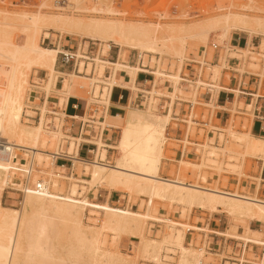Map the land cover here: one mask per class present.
Returning <instances> with one entry per match:
<instances>
[{
	"label": "rangeland",
	"instance_id": "obj_1",
	"mask_svg": "<svg viewBox=\"0 0 264 264\" xmlns=\"http://www.w3.org/2000/svg\"><path fill=\"white\" fill-rule=\"evenodd\" d=\"M61 1H65L69 5H74L77 9V12L58 11L56 7ZM93 7L95 9H93ZM100 8L101 10L105 9L106 11L107 9L111 8L112 11L114 10L115 13L110 14L105 10V13L95 11L96 9L100 10ZM103 10L102 12H104ZM0 11H4L6 13L11 14L20 12L34 13L40 11L43 14H59L84 19L115 18L124 22L152 24L156 30L157 36H159L160 38H167V36L169 37L171 35L172 37L175 36V39L182 36L187 37L185 39L184 46L182 47L183 49L181 48L180 50V54H175L170 47L163 46L160 47V52L152 53L146 52L144 50L140 51L138 49H133L127 47L126 45L124 46L116 44L112 41H104L95 38L92 39L90 37L85 36L84 34L70 33L52 28L47 30L49 36L55 37V34L57 36L60 34L62 37V41L64 40L65 43L68 41L67 46H69L71 50H75L76 43L84 44L83 50H88V52L89 47L96 48L97 44H100V48L102 49V56H99V59H105V56H107V50L109 46H111L113 50L112 53H119L120 59H126L127 57L134 58L133 65L137 64L138 62V66H141V63L143 64V66H145V68L142 67L143 69L150 68V71L154 72L155 78L154 88H152L150 92L151 96L164 94L172 98L175 95L183 96L185 98L189 97L190 88L187 87V85L184 83L177 85V76L179 75V72L183 70L184 58L189 56H196L199 50L203 47H208V44L210 42H215L221 46L228 47L225 44L224 40L229 37V34L232 31H245L250 36H256L257 41H260L261 43L259 49H264V33L260 31H249L248 29L231 27L223 36L222 30L218 28L215 32L211 33L210 36L204 41L201 40L198 36L189 37V35H191V32H185L188 30L179 31L180 33L177 30L181 26L183 29H186L190 26L198 25L201 23L203 24L204 22L206 24L210 21V18L218 17L228 13L242 15L248 17L249 19H264V0H25L24 4H22L21 0H0ZM173 28L176 29V31L172 30ZM43 31L38 37V43L43 47L56 48V44L52 45V39H46L44 42H42V38L44 36ZM13 35L17 40L19 39L18 41L22 42L23 38L22 36L18 37L20 36L18 32L16 33L14 31ZM173 43L174 47H178L179 43L177 40H174ZM90 53L92 55L91 57L95 56V51L93 54L91 51ZM261 54V52L259 53L257 51H252L246 47L244 48V50H238V53H232L231 55H235L240 58V64L238 66L240 72L248 71L260 73L262 75L263 65L261 60L263 59V57ZM138 56H140L141 58H139ZM210 56L211 50L208 57L210 58ZM55 64L58 65L59 62L56 61ZM105 66H107V64H101L99 62H96V71L94 76L88 74L91 64H88L87 70L85 71V75L84 73L77 74L75 72V74L78 76L84 75L86 77H91L92 81L89 79L79 78L78 76H75L73 72L65 74L64 78L62 79L61 92L65 96H68L75 92L78 96L84 97L85 100H87L91 104V107H94L93 102H95V100L97 99L93 98V96L91 95V91L94 90L93 94L94 96H97L100 93L101 88L105 86L101 84L104 81L105 74L103 69H105ZM223 66L224 65L221 60L218 66H214L212 68V71L215 76L219 78L223 76L225 82H228V77L231 74L227 71H222ZM135 67L137 68L136 65ZM54 68L57 71L56 67ZM119 68V66L116 67L115 65V70ZM128 73L131 79L133 80L136 71L134 72L132 70H129ZM170 75L176 76L177 79L176 77L175 79H172ZM57 76L58 71L52 73V80L49 81V71L47 69L33 67L32 69L27 70V94L24 101L23 112L20 116V122L22 126H34L38 123V116L39 118L41 117V111L44 108V113L42 116L43 129L45 131H43L46 132V135L51 133H58V142L56 141V148L58 147L57 150L59 152H66V146L69 143L68 147L72 145L70 147V149H72L69 152L71 153L73 151V148L75 147V144L72 143L78 142L80 140L70 138L68 136L67 131H65V126L61 127L62 122L56 124V129H46V127H44V123L48 115L45 113L50 110L49 106L52 103H48L46 100L42 104L41 99H33L30 95L31 90H33L34 88L35 90H42L43 92H45L46 96L55 91L53 87H55L56 85ZM165 80L170 81L171 87H169V92L171 91V93H168L166 88H164L163 86ZM107 82H110V85L120 84L116 80H109ZM262 83L264 84V80L262 81ZM96 85L98 86L96 87ZM132 88L134 89L135 87L132 86ZM102 89V96H104L105 89ZM260 93L264 94V89H262ZM62 102L63 99H60V107ZM155 102H159L158 97H156ZM236 105L239 106L238 110L237 107H235ZM35 107H37V111L35 110ZM252 107V105L246 106L243 101H240L238 102V104L236 103L233 105L230 119L227 121V124L220 129L221 133L219 134V148H210L208 150L207 157H204L201 162L198 163L190 159H184L186 162H188L185 163V165L181 164L180 162H178V160H176L175 149L178 146L177 143L174 141V138L172 137L174 136L173 132L169 130L168 122H166L167 125H165L163 154L159 166V175L165 178L178 177L179 180L184 181L186 183L190 182L192 184H199L200 186L217 188L223 191L237 193L264 200V180L259 182L260 178L258 176L260 161L264 160V155L261 152H256L254 153L255 155H250V152L245 153L248 151H244L242 149L244 147L243 142H240V140H238L239 136H244V134L260 137L253 135L249 132V126L254 118ZM136 109L141 112L144 111L143 113H146L149 110L159 115H165L162 110L156 109L155 105H149L144 107L132 106V108L128 109L127 113H129L131 110ZM240 111H243L244 113H241ZM92 114L94 115V113ZM100 115V113L95 115V118L97 119L96 124H99L101 120H103L100 118ZM106 125L114 126V128L108 130V132H112V138L110 140H102V142L106 144V146L103 147L106 150V153L103 158L98 153L102 147H99L97 144V150L99 151L96 150L94 152V159L98 161V158L100 157V159L103 160L102 163H106L107 165H114L115 160L119 155L118 151L114 148V146L117 144L120 129L115 127L117 125L115 120L113 119H105V121L101 122L100 126L104 127ZM260 138L264 139V137ZM238 145L240 147H238ZM45 146H47L46 148L52 147L51 144H46ZM15 153L17 159H19V162L21 161V163H26L30 159L29 154H25L24 151L16 150ZM210 155H213V158L209 157ZM53 161L54 160L50 156L47 159H43L42 157L40 158V160H38L37 157L35 158L33 166L34 170L31 174L32 185L34 181V183L38 181L42 183H47V185L49 184V190L51 192H59L63 195H67L70 191L71 186L75 184V188L78 191L77 197L79 198H86L88 201L91 202L106 203L116 208L139 213H143L144 211L149 209L148 212L153 217L160 219H169L173 222H178L183 225H186L185 227L173 228L172 225L168 222L157 223L154 222V220L147 219L143 222L142 229L137 230L135 228L133 230L134 232L131 231L132 234L129 231L114 234L110 230L102 229L100 231V240L102 243L101 248L106 251L114 252L116 255H118V257L126 259L123 264H158L159 258L163 252H173L176 254L173 258H169L170 262L168 264H179L182 255L180 248L181 245H183L184 248H186L188 251L194 250L193 252H196L195 254L197 255V258L199 255V257H201L205 264H218V260L220 263V256L216 259V257H213L210 254L203 255V253H201L202 251L200 252L197 250V248L191 245H187L188 239L186 237V228L189 226L198 227L200 223L205 222L203 218H206L208 216H222L224 220V223L222 225L223 227H225L223 229V232L228 237L233 236V238H253L264 241V222L251 220L248 216L245 215H231L226 212L224 213L221 209L216 210L210 209L207 206L199 207L197 205L181 204L170 199L163 200L158 197H149L146 193H141L137 191L130 192L122 187H111L105 182H95L91 179V171L90 173L88 171L91 167L89 165L90 162L87 163L88 165L86 164V162H74L75 165L67 173L64 169L56 167L55 164H53ZM56 174H60L61 176H57ZM215 175L217 176V180H215ZM249 176H257L258 178L254 179L250 178ZM235 179L238 180V185L233 184V180ZM244 179H248L249 183L255 182V184L257 185L256 189L258 190L256 194L249 193L247 192L246 188L240 186ZM20 181V174H16L11 180V183L6 185L2 190L0 202L3 207L15 209H19L21 207L23 193L21 187L15 185L17 182L20 183ZM97 187L98 189L102 188V190H118L121 194L120 202L108 203L103 202L104 200L102 201V199L97 200ZM92 190L95 195L93 199L91 198L92 196L90 194ZM28 211L30 212V209H28ZM47 214L48 213H46L45 217H41V215L36 214L34 217L31 218L32 220H30L29 223L30 226H28L34 227V225H36L38 222H44L47 220L46 223H44L48 224L46 225L48 226V228L45 229V234L41 238L42 244H44L45 241L47 244H53L54 247L52 249L50 248L49 250L51 251L53 256L62 255L63 257H68L66 255L68 253V250H72L71 252L74 256L77 255L80 249L78 247V244H76L75 237L70 233V229L64 227V225L61 224L60 220L54 217L52 218V214ZM102 217L103 212H100L97 216H93L90 215L86 209V211H84V214H82V223L84 226L87 225L88 227L86 228H90L91 231V228L93 229L94 227V229H96V227L100 226L101 222L99 219ZM43 218L45 220H43ZM95 218L97 220H94ZM249 226L251 228H249ZM177 229H179V231H177ZM252 229L260 231L261 234L254 233ZM172 231L177 232L170 235L169 233H172ZM58 233L60 237H58ZM175 235H179L182 237L180 239V243H177V241H175ZM193 236L196 238L194 240V243L196 245L199 244L200 236L197 234H192V237ZM147 240H155L157 241V244H159V250H156V253L149 251L152 252V255L153 253L154 255L157 254L156 260L150 258L152 257V255L148 254V251L145 253L142 250L144 242ZM235 242L236 241L233 240L228 243L234 245ZM46 243L44 245H46ZM59 245L61 247H59ZM71 246H73L74 248ZM68 247H71V249H69ZM248 247V257L254 260L256 263L263 264L262 256L264 250L262 246L255 245L253 243H248ZM27 249L28 247L25 244L23 246V251H27ZM27 254L32 255L31 251H28ZM189 255L188 257H190ZM69 259L74 260L75 258H68L67 260ZM75 260L78 262L81 260V263L86 262L85 257L84 259L82 257V259ZM53 261L54 259L50 257H41V255L38 256L36 254L33 258H31L30 262L32 264H71L69 261H65V263H53ZM225 264L230 263L225 262Z\"/></svg>",
	"mask_w": 264,
	"mask_h": 264
},
{
	"label": "bare ground",
	"instance_id": "obj_2",
	"mask_svg": "<svg viewBox=\"0 0 264 264\" xmlns=\"http://www.w3.org/2000/svg\"><path fill=\"white\" fill-rule=\"evenodd\" d=\"M93 9L95 8L93 7ZM97 9L95 11L101 13H105L106 11L102 9L104 11L102 12L101 8L100 10ZM106 12L110 14L115 13L111 8L107 9ZM231 27L264 33V19H249L242 15L228 13L210 18V21L206 24L204 22L203 24L190 26L186 29H183L181 26L177 27V30L178 32L188 30L185 32H191L189 37L198 36L201 40L205 41L218 28L222 30V35L224 36ZM51 28L70 33L84 34L92 39L112 41L116 44L152 53L160 52V47L163 46L170 47L175 54H180V50L184 46L187 37L180 35L182 37L175 39V36L172 37L171 35L167 36V38H160L157 36L152 24L124 22L115 18L84 19L59 14H43L40 11L14 14L0 11V141L4 143V149L0 151V196L4 187L11 183L16 174H20L21 181L15 185L21 187L23 193V200L19 209L3 207L0 202V264H32L30 262L31 258L36 254L38 256L41 255V257L54 259L53 263H65V261L70 260H67L68 258L79 260L85 257L86 262L84 263H81V260L78 262L75 259L69 262L71 264H123L126 259L118 257L114 252L101 248L100 231L102 229L110 230L115 234L125 231L131 232L135 228L141 230L143 222L147 219L168 222L173 228L176 225L175 222L169 219L153 217L149 214V209L143 213H139L116 208L110 204L96 203L88 201L86 198H79L77 197L78 191L75 188V184L71 186L67 195L59 192L53 193L49 190V184L47 185V183L39 181L36 183L34 181L33 184L40 183L41 189H30L26 186V183L32 182L31 174L34 170L33 166L36 157L40 160L42 157L43 159H47L50 156L54 160L53 164H55V158L59 154L58 147L56 148L59 134L51 133L46 135L43 129L42 115L44 108L41 111L38 123L34 126H22L20 122L27 94V70L33 67L45 68L49 71V81L52 80V73L57 72L54 65L58 49L43 47L38 43L40 33L45 30L43 31V35L48 36L47 30ZM174 28L172 30L176 31ZM14 31L19 33L20 36L18 37L22 36V42L14 37ZM174 40L178 41V47H174ZM138 57L141 58L140 56ZM94 60L101 64L106 63V61L99 58H94ZM115 65L116 67H122L119 63ZM81 66L82 63H80V68ZM126 69L136 71L137 73L140 70V66L134 64V66H127ZM73 73L75 74V72ZM75 76L78 75L75 74ZM170 76L172 79L176 77ZM78 77L92 79L84 75H79ZM143 112L136 109L131 110L129 113L126 112L125 117L117 115L116 118H109V120H115L117 125L115 127L120 129L117 144L114 146L119 155L114 165L102 163L103 160L100 157L98 161L96 159L86 161L75 157L74 162H86V164L90 162L89 165L91 167L88 171L89 173L91 171V179L95 182H105L111 187H122L130 192L146 193L149 197H158L163 200L170 199L181 204L197 205L199 207L207 206L210 209L216 210L221 209L224 213L245 215L251 220L264 222V200L217 188L200 186L199 184L186 183L179 180L178 177L165 178L160 176L159 166L163 154L165 125H167L166 122H168L167 119L169 117L168 115H159L149 110L146 113ZM238 140L243 142L244 147L242 149L248 151L245 153L250 152V155H252L256 152H261L264 155L263 138L244 134V136L240 135ZM46 144H51L52 147L46 148ZM97 144L99 147H102L100 151H97H99L98 153L103 158L106 153L103 147L106 144L101 141H98ZM70 147H68L67 152H70L72 149ZM238 147L240 146L238 145ZM16 150L24 151L27 155L29 154L30 159L26 163L19 162V159L16 157ZM178 162L181 164L188 163L185 160H178ZM28 209H30V212ZM86 209L93 216H97L100 212H103V217L99 219L101 222L100 226H95L96 229L94 227L93 229L91 228V231L90 228H88L89 230L86 228L88 227L87 225L84 226L82 223V214H84ZM46 213H48L47 215L52 214V218L60 220L64 227L70 229L68 230L75 237L76 244H78L80 249L77 255L74 256L71 252L72 250H68L66 254L68 257H63L62 255L53 256L51 251H49L50 248L54 247L53 244H47L46 241V245H44L45 243L42 244L41 238L45 234V229L48 228L46 226L48 224H45L47 220L44 221L45 223L38 222L34 227H29L32 217L36 214L45 217ZM43 220L45 219L43 218ZM94 220L97 219L95 218ZM179 226L185 227L186 225L179 223ZM197 228L195 227V229ZM177 231H172L169 234L172 235ZM253 232L261 234L258 230H253ZM218 234L226 236L222 232ZM58 237H60L59 233ZM174 237L175 241L180 243L182 237L179 235H175ZM230 238H233V236ZM234 239H241L240 241L246 244L253 243L260 245L264 250V241L240 237H235ZM25 244L28 247L27 251H23ZM59 247L61 246L59 245ZM71 247L68 248L71 249ZM158 248L159 244H157V241L147 240L144 242L142 250L145 253L148 251V254L152 255L151 253H156V250H159ZM180 248L182 255L179 264L200 263L201 257L198 255L197 258L196 252H193L194 250L188 251L183 245ZM28 251H31L32 255H28ZM154 253L150 258L156 260L157 254L154 255ZM262 260L264 264V253Z\"/></svg>",
	"mask_w": 264,
	"mask_h": 264
},
{
	"label": "built area",
	"instance_id": "obj_3",
	"mask_svg": "<svg viewBox=\"0 0 264 264\" xmlns=\"http://www.w3.org/2000/svg\"><path fill=\"white\" fill-rule=\"evenodd\" d=\"M21 1L22 4L25 3V0ZM56 9L58 11L77 12V9L74 5H69L65 1L59 2ZM46 39H52V45L56 44V48L58 49L56 61L59 62V64H70L72 72H76L77 74L84 73V75L86 74L85 71L88 64H91L88 74L94 76L96 71V62L94 58H99V56H102L100 44H97L95 48V56L91 57L92 55L88 52V50H83L84 44L76 43L75 50H71L69 46H67L68 41L66 43L64 40L62 41L60 34L58 36L55 34V37L49 35L43 36L42 42H44ZM260 44L261 43L255 46L248 45L246 47L252 51L262 53V75L260 73L248 71L240 72L238 68L240 64V58L235 55H231L232 53H238V51H233V49L221 46L215 42H210L208 47L201 48L196 56L184 58L183 70H181L178 75V84L184 83L190 88V96L186 98L178 95H175L172 98L164 94L151 96L150 92L151 89L154 88L155 82L154 72L149 73L147 71L148 68L143 69L145 66H143L142 63L140 64V70L137 72L151 75L152 78L149 81H144V83L147 82V87L140 86V88H134V91L138 93V97L135 101L136 107L155 105L156 109H160L165 113V115H168V127L169 130L173 132L174 136L172 137L177 143L178 147L175 149V155L177 152L179 160L190 159L198 163L201 162L204 157H207V153L210 148H219V134L221 133V128H219L216 122L215 112L213 110L214 108L211 103L213 95H217L219 92H228V90H231L232 93H237L238 95L242 96H249L250 100L248 105H252L251 99L253 97H256V99L254 98V103H256L258 96H254V94L249 92L250 89L248 88V84L250 83V80H252V82H254L256 85H259V83L264 80V49H259ZM210 50L211 56L209 58L208 55ZM215 55L216 59L214 60ZM221 60L224 65L222 67V71H227L231 74L228 77V82H222L223 76L219 78L215 76L212 71V68L214 66H218ZM80 63H82L81 68ZM109 80H111L110 73L104 77V81L101 83L102 85H105L102 87L105 89L104 96H102V88L97 96H94V90L91 91L93 98L97 99L95 102H93L94 107H91V104L85 100V108H87L89 114L81 121V123L86 127L94 122L93 120L95 118L92 113L97 111V107H101L102 109L109 100L111 90L113 88V85H110L109 82H107ZM230 80H233L234 89L228 88ZM163 84H166L167 87H171L169 80H165ZM168 93H171V91ZM30 95L34 99V95H36L35 91L31 90ZM156 97L159 99V102L157 103L155 102ZM40 99L42 100L43 104L47 100V96L43 95L40 97ZM51 103L52 104L49 106L50 110L45 113L48 115V117L44 123V127L47 129H56V124L61 122V127L65 126V120L67 117L65 111L59 106L58 101ZM35 110H38L37 107H35ZM39 119L40 118L38 116V121ZM79 142L80 141H78L77 144H79ZM3 149L4 143L0 141V151ZM65 155H67V153L59 152L55 160L57 158L65 157ZM209 157L213 158V155H210ZM263 165L264 160H261L258 171V176L260 178L259 182L263 181ZM56 175L61 176L60 174ZM250 178L256 179L258 177L256 176ZM215 180H217L216 175ZM233 182L236 185L239 184L237 179L233 180ZM26 186H28L30 189H41L40 183L32 185L30 182H28L26 183ZM154 222L159 223V221L156 220H154ZM175 224L176 225H174V227H180L178 222H175ZM207 225L208 224L203 225L200 223L201 227L198 226L197 229H195L193 226L187 227V245H191L197 248L198 251H202L203 255L210 254L213 257H216V259L220 256V263L218 260V264H225V262H229L230 264H259L248 257V244L243 243L238 239L222 235H220L219 240V234L210 231L209 229L206 231ZM192 234H197L200 236L199 244L196 245L194 243L196 238L194 236L192 237ZM233 240L236 241L234 245L228 243ZM175 255L176 254L173 252H163L159 258L158 264H168L170 262L169 258H173ZM199 264L205 263L201 259Z\"/></svg>",
	"mask_w": 264,
	"mask_h": 264
},
{
	"label": "crops",
	"instance_id": "obj_4",
	"mask_svg": "<svg viewBox=\"0 0 264 264\" xmlns=\"http://www.w3.org/2000/svg\"><path fill=\"white\" fill-rule=\"evenodd\" d=\"M224 41L229 48L233 49V51L242 50L248 45L255 46L260 43V41H257L256 36H250L245 31H232L230 32L229 37ZM90 51L93 54L95 48L89 47V53ZM112 51V47L110 46L107 50V56H105V59H103L104 61H106L105 64H107L104 69V77L110 73V79L116 80L120 84L113 85L108 100L109 103L107 102L102 109L101 107H97V111L94 112V118L96 117V114H101L100 118L103 119L101 120V122L104 121L105 118L108 120L109 118H116L117 115L119 117H125L128 109L132 108V106H136L135 101L138 97V93L134 91L132 86H134L135 88H140V86L147 87V82L144 83V81H149L152 78L151 75L137 72L134 79L132 80L126 67L134 66V58L127 57L126 59H120L119 53H112ZM215 59L216 55L214 57V60ZM116 63H120L122 67L116 69V71L114 72V65ZM54 67H56L58 71V76L56 80V85L55 87H53L55 91L47 95V102L55 103L58 101L59 103L60 99H63L61 108L65 111V114L67 115L65 120V131H67L68 136L70 138L80 140L79 144H77V142H74L75 147L73 148V151L71 153L67 152L69 146L68 143V145L66 146V152H63L67 153V155H65V157L57 158L55 160V166L60 169H64L68 173L74 166L73 158L76 157L78 159L86 161H91L94 159V152L97 150L96 146L98 141L102 142V140H110L112 138V132H108V130H111L112 128H114V126L106 125L104 127H101V122L99 123L100 125L96 124V118L93 120L94 122L92 124H89V126L86 127L85 125H83L81 121L86 118V116L89 114L87 108H85V98L78 96L75 92L68 96L63 95V93L61 92L62 79L64 78L65 74H69L72 72L71 65L55 64ZM147 71L149 73L153 72L150 71V68H148ZM223 81L225 82V80L222 78V82ZM262 81L259 83V85H256L254 82H252V80H250V83L248 84V88L250 89L249 92L254 94V96H258L256 103H254V98L256 99V97H253L251 99L253 106L252 112L254 114V118L249 126V132L253 135L260 137H264V94L260 93V91L264 89V84L262 83ZM163 86L164 88H166L167 92H169V87H167L166 84H163ZM233 86V80H230L228 88L234 89ZM33 91H35L36 93V95H34V99H40V97H42L43 95L46 96L45 92L40 89L35 90L34 88ZM249 100V96L238 95L237 93H232L231 90H228V92H219L217 95H213L211 103L214 108L213 110L215 112V119L219 128H223L227 124V121L231 117L232 108L234 104H238V102L243 101L245 105H248ZM235 107H237V110L239 109L238 105H236ZM240 112L244 113L243 111ZM175 158L176 160H179L177 152ZM262 179L264 180V165L262 171ZM233 184L235 183L233 182ZM240 186L246 188L247 192L249 193L256 194L258 192V190L256 189L257 185L255 184V182L249 183L248 179H244ZM97 190V200L102 199V201L104 200L103 202L108 203H119L121 200V194L116 189L102 190V188L98 189L97 187ZM90 194L92 196L91 198L93 199L95 196L93 190L90 192ZM203 219L205 220V222L201 224H208L207 229L217 234L219 232L224 233L223 229L225 227H223L222 225L224 223V220L221 215L208 216ZM199 227H201L200 224ZM249 228L251 227L249 226Z\"/></svg>",
	"mask_w": 264,
	"mask_h": 264
}]
</instances>
